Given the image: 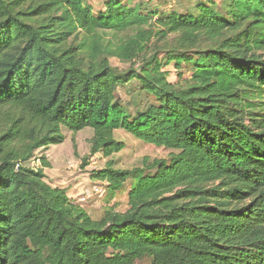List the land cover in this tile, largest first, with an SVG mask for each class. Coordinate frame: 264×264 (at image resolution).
I'll return each instance as SVG.
<instances>
[{
    "label": "trees",
    "instance_id": "16d2710c",
    "mask_svg": "<svg viewBox=\"0 0 264 264\" xmlns=\"http://www.w3.org/2000/svg\"><path fill=\"white\" fill-rule=\"evenodd\" d=\"M167 1L0 0V264H264V0ZM85 128L91 155L122 151L116 130L171 151L93 172L125 211L94 219L30 166Z\"/></svg>",
    "mask_w": 264,
    "mask_h": 264
},
{
    "label": "rangeland",
    "instance_id": "374dc122",
    "mask_svg": "<svg viewBox=\"0 0 264 264\" xmlns=\"http://www.w3.org/2000/svg\"><path fill=\"white\" fill-rule=\"evenodd\" d=\"M101 1V0H99ZM126 1V0H123ZM137 0H130L133 4ZM145 1V0H144ZM193 1V0H191ZM186 2V0H170L166 4L161 6L163 10H169L177 8L180 10V4ZM100 4L97 2L96 6ZM155 6H158L156 4ZM169 12V11H168ZM126 32L112 33L107 32L105 37L109 41L117 42L119 39H125ZM175 34H169L165 39L152 40L155 46L164 48L165 44H168L172 40H175ZM155 49H150L147 57L154 52ZM163 57V53L161 55ZM110 64L118 70L124 72L127 69L133 67L137 68L139 61L135 62L133 66V60H123L116 57L109 59ZM167 71V80L175 82L177 80V71L173 65L164 67ZM137 83L126 84L125 86L118 88V96L126 105L128 111L134 114L137 110H141L146 104L151 102V97L145 95L139 89ZM8 109L0 107V129L3 126V120L6 119ZM65 136L62 143L56 145H50L46 148H42L36 151V159L30 162V166L38 167L40 157H45L49 163V167L44 169L46 175V181L53 187H59L64 189L67 195L78 202L86 212L94 219H98L105 208H114L117 211H125L127 209L126 203V191L116 192L113 196L109 194L105 183L100 179L93 178V172L102 170L106 167L109 161L114 163L115 168L128 169L133 167H141L142 159L144 157L152 158H169L170 150L157 147L149 143L142 142L133 138L130 134L123 130H116L114 132V138L121 140L125 143V148L114 153L109 157H104L101 153L95 155L90 154V140L92 137V130L85 128L78 132H70L66 129H62ZM38 158V159H37ZM88 162L85 167H82L84 160ZM95 185L101 186L103 193L95 194L92 192ZM88 188L89 197H83L82 193L86 192ZM144 260L137 261L136 264H146Z\"/></svg>",
    "mask_w": 264,
    "mask_h": 264
},
{
    "label": "built area",
    "instance_id": "2783aa9c",
    "mask_svg": "<svg viewBox=\"0 0 264 264\" xmlns=\"http://www.w3.org/2000/svg\"><path fill=\"white\" fill-rule=\"evenodd\" d=\"M93 189H92V192L95 193V194H102L103 193V190L101 188V186L99 185H95V186H92ZM86 192L82 193L83 197L81 198V201L85 199V197H89L90 194L88 193V188L85 189Z\"/></svg>",
    "mask_w": 264,
    "mask_h": 264
}]
</instances>
